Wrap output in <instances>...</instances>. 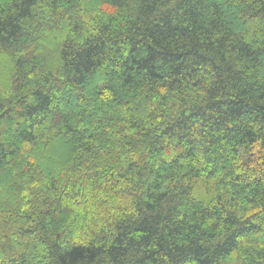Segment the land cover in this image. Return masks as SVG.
Listing matches in <instances>:
<instances>
[{"label": "trees", "instance_id": "1", "mask_svg": "<svg viewBox=\"0 0 264 264\" xmlns=\"http://www.w3.org/2000/svg\"><path fill=\"white\" fill-rule=\"evenodd\" d=\"M0 264H264V0H0Z\"/></svg>", "mask_w": 264, "mask_h": 264}]
</instances>
